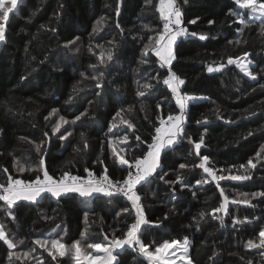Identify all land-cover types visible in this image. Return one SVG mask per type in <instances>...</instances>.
Here are the masks:
<instances>
[{"label": "trees", "instance_id": "obj_1", "mask_svg": "<svg viewBox=\"0 0 264 264\" xmlns=\"http://www.w3.org/2000/svg\"><path fill=\"white\" fill-rule=\"evenodd\" d=\"M117 3L118 0H17L8 20H0L5 24L6 37L5 42H0V169L7 168L13 178L28 181L41 174L27 170L20 173L14 166L19 161L26 169L36 168L41 153L36 152L35 145L41 144L45 166L56 179L65 171L87 177L85 169L102 175L107 167L112 179L121 180L126 172L112 154L109 137L128 134V143H117V150L124 148L122 155L126 159L140 157L147 145L138 146L134 137L138 135L151 143L154 125L159 126L158 117L179 113L174 95L163 84L167 66L161 67L151 51L146 57L149 63H139L144 45L162 29L156 10L159 0H123L119 16L115 12ZM177 3L183 13L182 26L198 35L177 38L171 70L185 81L180 86L181 93L197 96L188 102L185 137L199 142L203 136L204 145L197 156L187 138L178 139L171 150L161 153L162 168L157 175L137 185L144 215L152 222L142 225L140 238L153 247L164 240L188 238L194 264H247L249 260L251 264H264L260 255L264 249L246 247L250 239L259 243V231L264 228V197L251 199L250 205L231 202L243 199L242 193L251 198L252 193L264 192V88L260 87L264 85V20H248L246 26L234 23L237 18L230 11L238 7L234 0ZM102 18V30L93 33ZM191 20L196 23L190 24ZM145 24L150 28H144ZM200 35L207 39H200ZM90 45L93 51H89ZM96 45L105 51L113 49V59L106 65L99 63L101 48ZM246 52L250 53L247 57L256 81L235 64L207 71L211 65L225 63L229 57H244ZM100 72L103 87L98 89L92 77ZM157 73L158 81L152 79ZM146 82L154 87L141 97L138 91L144 90ZM122 108V116L134 129L122 124L109 133L116 112ZM77 116H81L80 120H76ZM60 117L69 123L63 124ZM57 123H61L60 130L53 133ZM66 131L72 135L61 139ZM203 156L209 158L207 166L217 176L245 175L241 165L251 173L247 180L229 178L218 182L229 197L227 215H211L212 209L223 202V196L217 181L198 167ZM249 160L255 168L248 165ZM180 164L187 167L181 169ZM161 174L163 180L157 178ZM178 177L182 183H166ZM205 179L207 183H196ZM4 181L5 174L0 171V183ZM126 206L130 202L120 194L82 197L69 192L57 198L43 193L35 202L18 201L12 209L13 219L0 201V225L18 245L9 249L0 240V264H37V259L32 258L9 260V254L28 251L35 239L50 233L53 238L57 234L63 237L62 242L68 246L76 240H81L82 248L87 243H108L113 233L119 237L126 231L125 221L131 224L134 220V209L116 215ZM201 212L205 215L200 216ZM221 215L224 226L218 218ZM245 217L247 222L233 226V219ZM86 228L88 234L83 237ZM117 252L119 264H149L135 247L125 246ZM32 255L43 264H75L74 252L67 250L62 257L57 254L56 260L43 249Z\"/></svg>", "mask_w": 264, "mask_h": 264}, {"label": "snow or ice", "instance_id": "obj_2", "mask_svg": "<svg viewBox=\"0 0 264 264\" xmlns=\"http://www.w3.org/2000/svg\"><path fill=\"white\" fill-rule=\"evenodd\" d=\"M151 3V0H148ZM188 0H184V3L187 4ZM123 0H118L117 7L115 9L116 15L120 14V5H122ZM236 6H238L234 10H230L231 14L235 16L237 19L234 23H239L240 25H247V21L244 16L245 13L242 10H249L248 15L250 18H257L256 14H259V18L264 20V0H234ZM17 6V0H0V20L6 22L9 17V13L13 12ZM159 12L160 20L162 21V29L156 32L155 36L149 38L146 45H144V51L142 53L141 59L139 63L141 65L149 63V60L146 58L148 56L149 51L153 52L156 57L159 58L160 66H167L168 75L163 79V84L167 85L171 90L172 94L175 97L176 104L179 107V114L168 113L165 117L164 115H160L159 126L154 125L155 135L151 137V143L147 141L141 140V137L136 135L134 138L139 142L138 146L147 145L144 154L140 157L133 156L131 158H125L122 153L125 151L124 148H120L117 150V143L119 144H127L129 140V135H116L113 139L109 137L108 143L111 145V151L113 156L117 159L120 166L124 168L126 172L125 178L121 180L114 181L108 174L107 167L104 168L103 174L97 178L95 174L88 169H85L88 172V178H84L81 176L72 175L70 172H63L59 179L54 178L49 174L47 167L45 166L43 153H42V145H35V150L38 153H41V158L38 161L36 168H25L23 164H20L19 161L14 162V166H16L17 171L20 173L27 171H37L41 174L35 176V178L31 180H22L18 178H13V175L8 174V169H0L5 174V181L0 183V201L4 203L6 214L15 219L13 215V207L20 200L32 201L35 202L38 197H40L43 193H50L53 197L59 198L61 195L75 192L79 193L82 197H90L94 193H102L106 196L112 197L116 194H120L127 198L130 202V206H126L120 209L116 215L119 217L123 213H131V210L134 211V220L131 224H127L125 221L126 231L122 232L119 237H116L113 233V239H111L108 243H87L85 247L82 248L81 240L74 241L70 246L66 245L63 241V237H60L57 234L56 238H53L51 233L48 237H40L35 239L32 243L33 246L23 253H17L15 251L9 254V260H12L15 257L16 260H27L29 258L37 259V264H43V261H40L38 258L34 257L32 254L37 252L39 249H43L48 256H50L53 260H56L57 254L59 256H64L67 251L74 252V260L75 264H119L117 260V250L125 249V246L135 247L137 252L141 254L142 257L146 258L149 264H176V259L178 258L181 261V264H194L191 255H190V245L191 242L184 238L181 240H164L158 246H150L146 245L142 240L141 236L143 233L141 232L142 225L150 224L152 222L148 221L144 215V208L141 204V196L137 192V185H141L142 182H149V178L157 175V170L162 168L160 157L161 153L165 150H171L170 146L175 144L178 139L187 138L190 144L194 145L195 154L197 156L200 155L201 146L204 145L203 136L200 137L199 142L192 141L190 137H185L184 133V123L186 122V112L185 110L188 107V101L196 99L195 97L188 96L186 93L182 94L180 91V86L184 85L185 81L176 75L175 72L171 70L172 62L176 59L174 47L176 45V41L178 37L181 36H193L196 37L198 34L195 32L189 33L187 27H183V13L180 9L177 0H159V4L156 8ZM103 18L100 21H97L96 27L93 29V33H98L102 30L103 27ZM190 24L196 23L195 20L189 21ZM209 23H213V21H209ZM119 25L117 24V27ZM144 28H150V25L145 24ZM239 31H243V28L239 29ZM261 32L264 33V23L261 24ZM200 39H207L206 36L200 35ZM5 24L0 23V42H5ZM70 43H74L70 42ZM229 43H232L229 41ZM237 44L240 43L239 40L236 41ZM96 47L101 48L99 52V63L106 65L107 62L113 59V49L103 50L102 46L96 45ZM79 51V48L76 49ZM89 51H93L92 46H89ZM250 53H244V57H247ZM241 62L240 60L233 59L231 57L228 58L227 64L233 65L235 64L240 70L251 80L256 81L257 76L252 73L249 69V64ZM92 67H96L93 65ZM225 65L221 64L219 68L214 69L213 67H208L207 71L212 73L213 71H220L223 69ZM35 69H33L34 71ZM81 76L84 77L85 74L81 73ZM159 74L153 77V80L158 81ZM93 80L96 81L95 87L102 88L103 87V72H100L98 76H93ZM139 84V82H137ZM154 85L151 82H146L142 85V89L138 91V95L143 97L146 95V90H151ZM261 88H264V85H260ZM70 102V101H69ZM143 108V105H141ZM159 108L160 105L158 104ZM131 110L130 108L128 109ZM56 110H53L55 112ZM125 110L122 108L117 111L115 117L113 118V122L108 129L109 133H112L113 129L119 127V125H127L128 128L134 129V125L127 119L122 116V113ZM82 115H86V113H81ZM81 116H77L76 120H80ZM117 118L119 122L117 123ZM63 124L69 123L63 117L59 118ZM197 123H201V121H197ZM61 123H57L53 128V133L58 132L60 130ZM2 132V130H0ZM47 135V133H45ZM71 132H65L60 136L61 139H67L68 136H71ZM81 139H84V134L81 133ZM251 135V133H249ZM84 147H87V144H84ZM261 152H264V147L261 148ZM260 156V153H257V157ZM208 157L203 156L202 162L198 165V167L202 168L205 173H208L212 180L217 181V188L220 190V194L223 196V202L219 204L218 207H215L211 211V215L215 216L216 213H224V215L228 214V204L229 197L224 195V189L220 188L219 181L225 179L232 180H247L251 178V173L249 169L245 165H241V168L245 169V175L239 176H225L219 175L213 171L211 167H208ZM259 162V161H257ZM248 165H251L252 168H255L256 165L252 160H249ZM179 167L181 169L186 168L185 164H180ZM160 180L164 179V175H158L157 177ZM208 180H197V184L207 183ZM166 183H182L181 178H177L176 181H166ZM183 187H188L187 184H184ZM173 191H175L173 189ZM195 195V193H193ZM243 199H235L232 200V203L235 204H251V199L256 197H264V192L252 193L251 198L247 193L240 194ZM87 215V214H86ZM205 213L201 212L200 216H204ZM224 215L219 216L220 225L224 226ZM131 218V216H130ZM167 218V217H165ZM247 222V217L243 220L236 218L233 219V226L235 227L238 224H244ZM57 227H60L57 225ZM88 229L86 228L83 233V237H87ZM107 236H105V240H107ZM0 240L4 241L9 249L17 248V243H14L12 239H9L7 232L4 230V226L0 225ZM20 244H23L24 241H19ZM246 247L248 249H264V228H261L259 231V243H256L254 240H248ZM151 248V250H150ZM89 250H95L98 253H103V256L94 255ZM177 252L180 253V256L177 257ZM261 258L264 259V252L260 253ZM243 259V258H241ZM247 264H251V261H247Z\"/></svg>", "mask_w": 264, "mask_h": 264}, {"label": "rangeland", "instance_id": "obj_3", "mask_svg": "<svg viewBox=\"0 0 264 264\" xmlns=\"http://www.w3.org/2000/svg\"><path fill=\"white\" fill-rule=\"evenodd\" d=\"M242 11L245 13L244 18H245L246 21H248V20H254V19L250 18L249 15L247 14L249 10H242ZM256 15H257V18H255V19H258V18H259V14H256ZM233 59L240 60L241 62H244V63H247L248 61L251 62V60H250L248 57L233 58ZM221 64H223V65H225V66L228 65V64H227V61H226L225 63H219V64L211 65V67H213L214 69H216V68H219ZM251 66H252V62L249 64V69H250V70H251V68H252ZM189 96H191V97H197V96H194V95H189ZM198 98H201V96H199ZM190 101H191V100H190ZM188 102H189V101H188ZM38 198H40V197H38ZM38 198H37V199H38ZM187 239H188V238H187ZM181 241H182V240H181ZM94 255L103 256L104 254H103V253H98V252H96ZM114 255H115V253H114ZM179 256H180V253L177 252V257H179ZM176 264H181V261H180L178 258L176 259Z\"/></svg>", "mask_w": 264, "mask_h": 264}, {"label": "built area", "instance_id": "obj_4", "mask_svg": "<svg viewBox=\"0 0 264 264\" xmlns=\"http://www.w3.org/2000/svg\"><path fill=\"white\" fill-rule=\"evenodd\" d=\"M168 75V74H167ZM167 75H166V77H167ZM165 77V78H166ZM185 112H186V110H185ZM179 114V113H178ZM95 174V176L97 177V178H99L101 175H98V174H96V173H94ZM73 175V174H72ZM84 178H88V176L87 177H84ZM114 180V179H113ZM114 181H116V180H114Z\"/></svg>", "mask_w": 264, "mask_h": 264}]
</instances>
